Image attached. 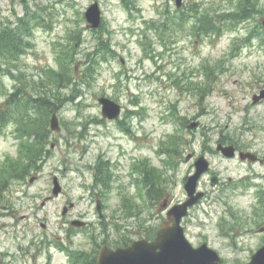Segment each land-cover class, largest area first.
Returning a JSON list of instances; mask_svg holds the SVG:
<instances>
[{
	"label": "rangeland",
	"instance_id": "374dc122",
	"mask_svg": "<svg viewBox=\"0 0 264 264\" xmlns=\"http://www.w3.org/2000/svg\"><path fill=\"white\" fill-rule=\"evenodd\" d=\"M237 1L0 0V24L15 27L27 12L42 14L41 24L30 20L31 47L19 61L29 79L40 80L70 52L69 63L77 71L94 68L90 78L80 77L71 85L82 91L74 99V89H59L67 96L62 103L56 101L59 130L52 131L48 120L50 134L43 153L27 175L21 170L31 141L20 136L12 121L0 128V169L6 163L9 174L0 189V264H66L55 245L37 244L35 236L61 238L70 246L60 213L73 204L72 214L95 211L89 201V162L102 150L118 158L115 141L121 148V181L106 196L103 210L120 214L122 237L141 238L147 227L156 228L165 219L162 203L172 205L185 198L184 178L192 172L193 159L184 156L193 151L207 157L222 186L212 189L209 175L202 176L199 188L210 193L182 220L186 237L194 246L206 241L220 254L222 264H248L264 243V232H258L264 226V164L244 163L237 156L227 159L215 150L223 139L264 157V102L252 104V95L264 87V41L261 29L255 28L264 17V0L246 10L252 12L248 20L241 17L232 23V15L242 13ZM93 2L100 17L90 29L84 13ZM204 10L229 14L219 17L224 25L218 35H202L197 28ZM182 12L188 19L180 27L161 25L169 13ZM108 48L107 60L88 63L100 50L103 59L102 49ZM4 82L11 92L18 80L9 77ZM99 96L123 107L120 119L101 117ZM7 97L1 96L0 103ZM123 120L136 131L135 142L119 132ZM193 120L198 126L187 129ZM175 134L181 136L180 151L167 154ZM134 146L137 151L131 154ZM160 148L163 153H156ZM134 155L139 161L147 158L157 173L164 172L165 193L149 208L138 210L137 205V213L129 215L130 208L123 206L126 198L138 204L137 188L128 175ZM54 175L62 193L42 204L52 195ZM84 242L79 237L74 246ZM41 247L51 257L46 250L39 253Z\"/></svg>",
	"mask_w": 264,
	"mask_h": 264
},
{
	"label": "trees",
	"instance_id": "16d2710c",
	"mask_svg": "<svg viewBox=\"0 0 264 264\" xmlns=\"http://www.w3.org/2000/svg\"><path fill=\"white\" fill-rule=\"evenodd\" d=\"M237 2L241 4L242 13L232 15V23L238 22L241 17L243 21L248 20L252 16V12L246 10H251L258 4L256 0H238ZM201 14L200 21L202 20V22L199 23L197 28L202 35L212 36L219 34L220 24L224 25V22L219 17H227L229 15L228 13L213 15L208 10H204ZM41 16V13L34 11L32 14L27 12L26 17H23L18 26L12 27L9 24H0V97L8 95L6 101L0 103V128L4 123L12 121L20 136L31 141L29 144L30 152L28 160L21 170L22 176L29 173L30 168L37 163L43 153L46 139L50 134L48 120L51 113L57 109L58 104L56 101L62 103V101L67 99L66 94L59 89L65 87H68L70 91L74 89L77 93L73 97H70V99H74L82 91L71 85L77 84L80 77L90 78L91 73L94 71L93 66L87 67L84 71H77L76 67L69 63V57H71L70 52L69 57L60 56L58 67L50 70L40 80L29 79L25 68L22 67V63H19V61L22 59L21 55L25 54L27 49L31 47L30 20L35 19L36 23L41 24ZM178 18L187 21L188 16L182 15L177 17L169 13L166 17L167 21L162 26L167 29L173 25H182L184 22H178L177 24L176 20ZM255 28L261 29V26L258 24ZM259 34L263 36L261 37L264 41L263 32L261 34L259 30ZM76 35L74 32L70 40H74ZM102 51H104L103 59L99 58L100 50L96 54L97 58L88 59V63L93 64L94 62H98L99 64L101 61L107 60L109 48L106 52L104 49ZM9 77L18 80V83L13 85L11 92H9L8 86L4 82ZM180 139L181 136L178 134L172 136L167 148L168 152L175 151L178 153L180 151L179 145L177 144ZM155 170L154 167H147L148 172H145L144 181L138 183L137 186L139 196H148L154 200L153 203L163 195L165 189L163 183L164 174L157 173ZM7 171V164H2V168L0 169V189L6 183L7 175H9ZM146 197L143 201L145 206L148 204ZM134 208L136 209V206Z\"/></svg>",
	"mask_w": 264,
	"mask_h": 264
},
{
	"label": "water",
	"instance_id": "95a60500",
	"mask_svg": "<svg viewBox=\"0 0 264 264\" xmlns=\"http://www.w3.org/2000/svg\"><path fill=\"white\" fill-rule=\"evenodd\" d=\"M85 19L88 22V27L95 28L99 23L100 11L97 2L92 3L85 11ZM264 27V18L261 21ZM264 98V89L259 95L253 96V102L256 103ZM102 105V114L109 119L116 118L120 113V106L107 97H100L98 99ZM197 122H192L188 127H196ZM50 127L52 130H59L57 116L52 114L50 120ZM216 149L221 151L226 157H233L235 148L232 145L223 146L221 143L217 144ZM239 158L241 160L248 159L249 161L259 160L257 155L249 151H240ZM190 154L187 155L188 158ZM208 161L204 156H200L195 161L196 171L190 175L184 188L189 196L186 202L174 205L167 213V218L172 220V224H162L156 231V237L153 241L147 242L141 240L133 242L131 247L126 249H117V251H109L105 253L102 250L100 254L99 264H220V258L216 251L209 248L207 244L203 243L197 248H193L186 240L183 234V228L180 225L182 217L187 214L188 206L193 205L202 195L193 194L196 190L197 180L200 175L208 169ZM53 194L57 195L60 192V185L57 178L54 177ZM216 181V177H212V183ZM104 258H107L104 260ZM248 264H264V244L251 255Z\"/></svg>",
	"mask_w": 264,
	"mask_h": 264
},
{
	"label": "flooded vegetation",
	"instance_id": "af4514ba",
	"mask_svg": "<svg viewBox=\"0 0 264 264\" xmlns=\"http://www.w3.org/2000/svg\"><path fill=\"white\" fill-rule=\"evenodd\" d=\"M130 116H132V114ZM121 122L124 123L123 121ZM121 122H119L120 126L122 125ZM120 131L127 138H130L135 142L136 131L131 129V127L124 126L123 129H120ZM118 143L119 142L117 141H115L114 143L115 148L118 149V158L116 155L111 156L110 151L102 150V154L100 153L98 154V156L90 159L89 175L91 178V183L88 184L90 192L89 201L91 204H94L95 211L87 210L78 214H72L70 210L74 208L75 204H73L71 208L60 213L58 219L61 221V224L64 227L65 239L68 241L70 246L67 245L66 242H63L61 238H47V236L45 235H41L40 237L35 236L37 244L43 243L45 245H56V250L64 254V256L66 257L67 264H98L97 257L101 246L106 245L110 248H115L121 245L127 246L133 241V238H130V235L124 236L126 238L122 237L120 215L118 213L111 214L103 210L105 206L106 196L110 195L113 192L112 189L114 188V186H117L121 181V176L117 173V169L120 168L119 157L121 155V148L120 144ZM236 149L248 150L238 148ZM130 150L132 154V152L137 151V148L134 146ZM137 159V155L131 156V167H135ZM144 175L145 174L143 173L142 176H139L137 172V177H135V174L132 173L129 178L131 179V181H133V183H135V181L138 180L139 177L141 180ZM221 186L222 185L218 183L211 188L217 189ZM199 190H202L204 192V195L194 207L199 206L209 196L210 193V190L208 189L199 188ZM40 226L45 229L46 224L40 222ZM146 230L147 232L142 233L141 238L152 239L154 235L153 228H149ZM136 236L138 235L136 234ZM79 237H83L85 242L76 247L74 246V242ZM42 250H46V255L51 257V255H49V250L46 247H41L39 253L42 252ZM24 264L26 263L24 262ZM32 264H36V262Z\"/></svg>",
	"mask_w": 264,
	"mask_h": 264
},
{
	"label": "bare ground",
	"instance_id": "6f19581e",
	"mask_svg": "<svg viewBox=\"0 0 264 264\" xmlns=\"http://www.w3.org/2000/svg\"><path fill=\"white\" fill-rule=\"evenodd\" d=\"M113 102H115V100L112 99Z\"/></svg>",
	"mask_w": 264,
	"mask_h": 264
}]
</instances>
